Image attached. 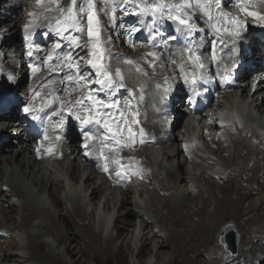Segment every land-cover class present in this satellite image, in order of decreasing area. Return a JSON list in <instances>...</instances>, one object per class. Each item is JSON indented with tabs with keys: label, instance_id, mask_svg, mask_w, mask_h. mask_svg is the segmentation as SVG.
<instances>
[{
	"label": "bare ground",
	"instance_id": "1",
	"mask_svg": "<svg viewBox=\"0 0 264 264\" xmlns=\"http://www.w3.org/2000/svg\"><path fill=\"white\" fill-rule=\"evenodd\" d=\"M32 1L37 2L0 0V9H3L0 22L11 21L22 10L23 15L25 12L28 17L32 15L34 22L39 23L46 18V14L43 18L40 16L45 13L43 10L56 8L43 0L39 8L33 5V11ZM259 2L262 4L264 0ZM21 17L25 24L26 18ZM8 26L11 25L0 26V62L6 65L4 68L9 73L16 72L19 77L23 69L15 55L21 46L20 34L16 33V26L12 25L10 32ZM246 43L255 54L264 49L260 39L252 37ZM107 61L113 60L108 58ZM17 65L20 70L15 71ZM158 69L155 67L153 71L158 73ZM130 74L133 75L130 81L134 82L136 76ZM235 92L236 95L225 94L220 104L231 120L229 130L218 133V129L207 128L205 119L192 125L191 134L196 137L197 146L190 148L189 155L183 154L174 136L168 148L165 144L160 145L156 153L148 148L133 151V156L140 157L141 154L147 158L151 174L150 183L144 188L152 187L154 191L147 202L135 207L142 212L140 216L128 209L129 206L123 207L131 194L130 187L121 190L118 199L109 197L118 191L111 188L107 180L109 171L105 173L104 170L105 176L98 174L97 169L81 161L72 148L69 156L65 155V161L38 162L25 137V128L17 127L16 121L0 123L1 138L15 139L5 143L8 150H0V203L18 205L15 208L20 212L14 218L0 205V232H9L12 226L22 230V227L17 228L22 225L27 234L26 242L14 246L9 241L13 237L5 239L3 245L7 249L0 250V255L12 254L16 257V264H89V261L96 264L102 261L128 264L131 256L135 264H143L150 257L152 261L148 260L146 264L262 263L264 183L257 185V181L264 171V90L251 93L243 88ZM17 98H20L19 94ZM212 112L214 118L219 116L212 109L207 114ZM184 113L172 107L173 115ZM10 118L18 119L16 115ZM204 130L207 132L205 135ZM215 179L220 180L222 185L216 186ZM214 189L217 192L213 194ZM159 192L170 194L158 199L156 195ZM100 196H103L102 211L112 207L111 216L105 220L110 222L114 217L110 231L106 222L98 216L96 208L93 209ZM254 196L259 198H254V201ZM244 201L250 202L246 209L242 206L236 208ZM208 204L213 205L215 211L211 213ZM121 208L125 214L119 211ZM133 217L139 219L140 232L137 236L132 230ZM53 218L59 222L49 221ZM230 218L238 222L232 225L236 235L241 233L240 248L237 250V243L235 255L229 254L224 246L216 242V236ZM157 225L161 230L154 231L152 228L149 231L150 226L155 228ZM149 232L153 235L150 239L155 240L153 246H150L146 236ZM17 250L23 251L24 255L19 256Z\"/></svg>",
	"mask_w": 264,
	"mask_h": 264
},
{
	"label": "snow or ice",
	"instance_id": "2",
	"mask_svg": "<svg viewBox=\"0 0 264 264\" xmlns=\"http://www.w3.org/2000/svg\"><path fill=\"white\" fill-rule=\"evenodd\" d=\"M43 0H37V6L39 7L42 4ZM56 0H49V3H55ZM98 3H103L106 6L105 14H107V11L116 12L118 10L124 11L129 15H151L156 16L157 14L161 13V10L164 9L166 6L160 2V0H154V3L156 4L155 7H152L151 9H145L141 12H127V7L124 9H119V5L123 4L127 6L130 3H134V0H97ZM115 3L117 5L116 8H113L112 5ZM84 7L77 8V0H71V6L67 8L66 13L61 10V17L62 19L57 21V25L55 26V31L59 33V35L68 40V42L73 46V49L79 46V40L73 39L70 36H65L64 34L66 32H83L84 28L81 27V17H83L85 14H87V40H88V55L92 57L90 61L87 62V67L92 69L93 72H95L97 77V82L101 84L102 86H111V77L107 74L104 64H103V51L99 47L100 45V39H99V21L96 20V14H95V3H93V0H83ZM193 6L197 10L203 11L204 15L208 18L209 21L212 20L211 16V9L215 7V4L213 0H195L193 4V0H188V2L182 3L180 5V10L183 9H191ZM136 7H139V4H136ZM237 8L240 9L241 14L243 15H249L251 16V13H245L244 8L245 4L243 3V0H241L240 3L236 5ZM51 10V9H50ZM31 15V14H30ZM115 19V17H113ZM173 22L180 24L183 28L189 29L190 31H196L194 26H190L185 21L190 19L189 17H177L176 15H173L171 17ZM231 20V23L233 25H236V31L239 30L241 26V22L237 17L229 18ZM264 19V18H261ZM34 24V21L32 19H29L28 26H32ZM28 26L25 28V32L28 31ZM52 30L51 28L49 29ZM230 35H234L235 32H229ZM94 42V43H93ZM59 47V46H57ZM95 49L94 51L92 49ZM54 56L50 55L49 59H53ZM63 60L67 61L64 65L65 68H71L73 71H75V66L78 65L77 62H73V58L71 55L62 57ZM155 59V57H153ZM35 71V70H34ZM86 75V74H85ZM118 75V74H117ZM81 77H77L75 80L70 81L72 83H78ZM186 79V78H185ZM192 83H195L193 80ZM167 91V89H165ZM55 102V98L51 101H45L46 105L48 107H53V104ZM97 105L99 107H97ZM128 107H131L130 105ZM108 108H116L115 105L110 104H101L99 100H96L92 95L85 94L83 97L78 98L76 100V108L74 109L76 112L79 113L78 116L74 115L73 119H77L78 121L82 118L84 120V123L81 125V128L88 126H96L99 127H105L106 124H108L107 120H104L101 122L100 120H97L95 118L89 119V115L95 117L97 115L104 117L106 115H112L113 116V122L110 127H106L105 131L108 132V135L104 137L105 140L113 139L115 143H119V140L116 139L117 133H120L122 135L123 133V125L128 124L127 118L124 117L123 112H121L120 117L117 118L113 113H104L101 111L102 109H108ZM62 110V106H61ZM59 113L54 109L52 112V115H58ZM65 115H72V112L64 113ZM131 119L135 121L136 117L132 116ZM111 127H115L116 131H111ZM128 131L131 132V125H129ZM143 134L141 133V136ZM86 141H91V137H86ZM85 147H87V143L85 144ZM111 151L115 152L116 149H110ZM51 151V149H49ZM87 155V153H85ZM114 164H120V161H114ZM108 172L107 166L105 167V173ZM116 175L118 177H122L124 175L123 171H117Z\"/></svg>",
	"mask_w": 264,
	"mask_h": 264
},
{
	"label": "rangeland",
	"instance_id": "3",
	"mask_svg": "<svg viewBox=\"0 0 264 264\" xmlns=\"http://www.w3.org/2000/svg\"><path fill=\"white\" fill-rule=\"evenodd\" d=\"M64 7V6H63ZM0 12H3V9H0ZM21 16H23V14H22V10L21 11H19L18 12V14L17 15H14V17H13V19H11V21H9V22H0V26L1 25H3V24H8V25H11V26H8L9 27V32H10V30L12 29V25L13 26H16V33H18V34H21V33H19V31H18V29H19V26H21L22 24H23V19H22V17ZM0 17H2L1 16V14H0ZM17 25H19V26H17ZM3 49V48H2ZM20 93V92H19ZM4 122V121H3ZM3 139H5L6 141H5V143L6 142H12V140H15V139H11V138H3ZM5 143H3V145H2V147L0 148V150H1V152L3 151V149H5V151L6 150H8V147H6L7 145H5ZM14 145V144H13ZM16 145V144H15ZM17 146H18V144H17ZM225 146H228L227 144H225ZM160 148H157L156 150H154V152L156 153V151H158ZM212 149H215V147H212ZM229 153H227V154H225V155H228ZM155 157V156H154ZM146 162H148V160H146ZM184 173H185V171H183L182 172V175H184ZM260 177H261V179H259L258 181H257V185H261V184H263L264 183V176H262V173H261V175H260ZM214 181H216L215 182V184H216V186H220V185H222V182L220 181V180H214ZM147 186V185H146ZM185 188V184H183V189ZM220 189L222 188V187H219ZM131 190V194H129V196H128V198H127V200H126V202H125V204H124V208L126 207H128V209L129 208H131L133 211H135L136 213H138V215L140 216L141 214H142V212H139V210L137 209V208H135L138 204H143V203H145V202H147L148 201V199H150L151 197H152V192H153V194H154V191H153V189H152V187H146V188H144V186L143 187H141L140 188V191L139 192H137V190H134V189H130ZM141 190H143L144 192H141ZM147 190V191H146ZM152 190V191H151ZM151 192V193H149V192ZM120 192L121 191H119L118 193L117 192H115V193H112V194H110V196L109 197H111V198H114V199H118V198H120ZM217 192V190L216 189H214V191H212V193L214 194V193H216ZM135 193H137V194H135ZM118 194V195H117ZM148 194V195H147ZM170 193H163V192H159V194L158 195H156V196H158L157 198L159 199V198H161V199H163V198H165V196L167 197L168 195H169ZM147 196V197H146ZM154 197V196H153ZM232 198H237L236 196H232ZM243 198V197H242ZM257 200L258 198H259V196H254L253 197V200L255 201V199ZM225 201V200H224ZM114 202V201H113ZM131 202V203H130ZM95 205L93 206V209L94 208H96V212H97V214L99 213L100 215H98V216H101L102 217V219H103V221L104 222H106V228L110 231V229H111V226H112V223H113V219H114V217H113V219L112 220H110V222H107V221H105L107 218H109V216H111V211H112V207L108 210V211H102V206H103V196L101 197H99V198H97L96 199V201H95ZM250 202L249 201H244V203H241V204H237L236 205V208L238 207V206H242L244 209H246L247 208V206H248V204H249ZM131 204V205H130ZM0 205H1V203H0ZM4 209H5V211H7L8 213H9V215H11L12 214V216H14V218H17V216L16 215H20V212L19 211H17L16 210V208L15 207H17V206H8L7 204H2L1 205ZM131 206V207H130ZM134 208H135V210H134ZM189 208V206L186 208V209H184V210H187ZM243 208H240V209H243ZM118 208L116 207L115 208V210H114V212H115V215H116V210H117ZM124 210V209H123ZM122 210V208L121 209H119V211L120 212H122L123 214H125V211H123ZM208 210L212 213L213 211H215V207L213 206V205H211V204H208ZM138 211V212H137ZM48 213V211H46L45 212V214H47ZM121 213V214H122ZM16 214V215H15ZM236 215V214H235ZM243 219H246V217H244ZM1 222L0 223H2V220H0ZM49 221H55V222H59V221H56L54 218L53 219H51V220H49ZM131 221H132V223H133V228H132V230H133V233L135 234V236H137L138 235V233L140 232V227H139V223H138V221H139V219L137 218V217H133V218H131ZM17 223V222H16ZM233 223V224H232ZM236 223H238V222H236L235 220H232L231 218L230 219H227L226 221H225V225L223 226V228H225L227 225H230V226H235L234 224H236ZM18 227H22V230H17V229H14L13 228V226H12V228L11 229H5V230H8L9 232H5V231H3V233H2V231H1V236H0V250H2V249H7V246L6 245H3V241L5 240V239H9L10 237H13V238H11L9 241H11L12 242V245L14 246V245H17V244H20L21 242H26V240H27V234H26V231H25V229L23 228V226L22 225H19V226H17V228ZM150 229H149V231H152L153 229H154V231H159V230H161V227L159 226V225H157L155 228L153 227V226H150L149 227ZM153 228V229H152ZM158 228V229H157ZM222 228V229H223ZM19 229V228H18ZM129 230H131V228L129 229ZM234 230V229H233ZM239 232V231H238ZM150 233V234H149ZM146 236L148 237V241L150 242L149 244H150V246H153L154 245V239H150L151 238V235H152V233L151 232H149ZM222 234V230L218 233V235L216 236V242L219 244V241H218V239H219V236ZM236 234V233H235ZM3 235V236H2ZM44 236H45V233L43 234ZM241 233H237V236H238V238H239V241H238V246H237V250L240 248V242H241ZM15 236V237H14ZM153 236V235H152ZM7 239V240H8ZM46 247H48V245H46ZM44 249H47V248H44ZM26 252H28V251H26ZM19 256H21V255H24L23 253V251H21V250H17V252H16ZM76 253H77V251H76ZM12 257H13V255L12 254H10V253H4L3 255H0V264H16V257H13V259H12ZM152 258L150 257V258H148V259H146V261L147 262H149V261H152L151 260ZM200 260H203L202 258H199ZM149 260V261H148ZM144 262L143 264H146L147 262ZM255 263V262H254ZM28 264H32L31 262H29ZM33 264H35V263H33ZM89 264H96V263H94L93 261H89ZM99 264H118V263H116V262H110V263H105L104 261H102V262H100ZM128 264H135L134 263V259H133V257L131 256L129 259H128Z\"/></svg>",
	"mask_w": 264,
	"mask_h": 264
},
{
	"label": "water",
	"instance_id": "4",
	"mask_svg": "<svg viewBox=\"0 0 264 264\" xmlns=\"http://www.w3.org/2000/svg\"><path fill=\"white\" fill-rule=\"evenodd\" d=\"M238 241H239V238L235 234L233 227L230 225H227L225 229L222 231V234L220 235L219 244L224 246L232 254H235L237 252L236 245Z\"/></svg>",
	"mask_w": 264,
	"mask_h": 264
}]
</instances>
